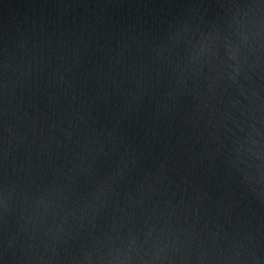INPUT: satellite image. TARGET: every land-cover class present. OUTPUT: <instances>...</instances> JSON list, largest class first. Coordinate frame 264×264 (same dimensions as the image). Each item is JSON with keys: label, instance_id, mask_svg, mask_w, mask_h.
Listing matches in <instances>:
<instances>
[{"label": "water", "instance_id": "obj_1", "mask_svg": "<svg viewBox=\"0 0 264 264\" xmlns=\"http://www.w3.org/2000/svg\"><path fill=\"white\" fill-rule=\"evenodd\" d=\"M0 264H264V0H0Z\"/></svg>", "mask_w": 264, "mask_h": 264}]
</instances>
